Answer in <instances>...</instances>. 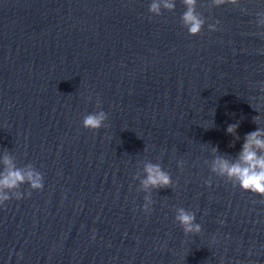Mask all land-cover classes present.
Returning <instances> with one entry per match:
<instances>
[{
  "label": "water",
  "instance_id": "water-1",
  "mask_svg": "<svg viewBox=\"0 0 264 264\" xmlns=\"http://www.w3.org/2000/svg\"><path fill=\"white\" fill-rule=\"evenodd\" d=\"M150 3L0 0V170L7 153L44 178L0 207V264H264V203L210 170L212 147L235 157L264 127V0H197L196 36L182 0ZM101 110L107 127L85 129ZM146 162L173 180L149 213Z\"/></svg>",
  "mask_w": 264,
  "mask_h": 264
},
{
  "label": "clouds",
  "instance_id": "clouds-1",
  "mask_svg": "<svg viewBox=\"0 0 264 264\" xmlns=\"http://www.w3.org/2000/svg\"><path fill=\"white\" fill-rule=\"evenodd\" d=\"M186 11L181 16L182 25L188 33L196 36L201 33L205 24V19L197 12V0H182ZM240 0H211V6L233 5L239 6ZM175 0H151L149 13L153 16H161L162 10L174 11ZM242 11H246L242 9ZM258 26L264 27V12H258ZM219 21L209 24L210 31H216ZM264 90V89H262ZM91 99V97H89ZM99 104V101H97ZM108 114L101 110L89 113L83 118V127L91 131H97L102 127H107ZM254 123L259 125V117L253 118ZM238 123L229 124L226 133L234 136L237 140ZM234 146V145H233ZM213 159L210 161V170L216 176L230 182L234 187L238 186L241 191L258 195L261 203H264V127H257V130L249 132L244 136L241 151L235 157L228 154H219L218 147H212ZM179 167L183 169V161L179 162ZM144 178L139 176L141 190L147 195L144 196L143 210L145 213L151 211L152 190L171 188L173 180L170 174L163 170L158 163L146 162L143 165ZM24 184H28L32 190L41 191L44 188V178L32 164L24 167H17L11 155L5 154L3 157V170H0V207L5 206L13 198L20 200L24 193L20 191ZM205 184L211 186L210 180H205ZM31 196V192L27 193ZM175 221L183 229L185 235L199 234L202 231L201 225L196 222V213L186 210L183 207L176 208ZM221 224L223 221H219Z\"/></svg>",
  "mask_w": 264,
  "mask_h": 264
}]
</instances>
